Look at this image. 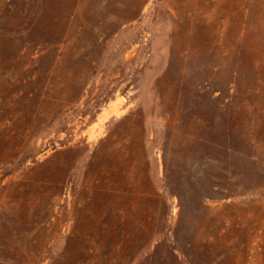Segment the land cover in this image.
I'll list each match as a JSON object with an SVG mask.
<instances>
[{
    "label": "rangeland",
    "instance_id": "rangeland-1",
    "mask_svg": "<svg viewBox=\"0 0 264 264\" xmlns=\"http://www.w3.org/2000/svg\"><path fill=\"white\" fill-rule=\"evenodd\" d=\"M0 264H264V0H0Z\"/></svg>",
    "mask_w": 264,
    "mask_h": 264
}]
</instances>
